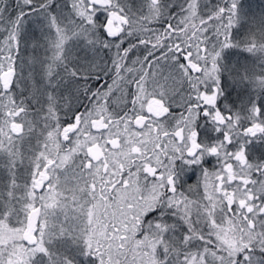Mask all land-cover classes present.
I'll use <instances>...</instances> for the list:
<instances>
[{
    "label": "snow or ice",
    "instance_id": "6c2138e0",
    "mask_svg": "<svg viewBox=\"0 0 264 264\" xmlns=\"http://www.w3.org/2000/svg\"><path fill=\"white\" fill-rule=\"evenodd\" d=\"M0 264H264V9L0 0Z\"/></svg>",
    "mask_w": 264,
    "mask_h": 264
},
{
    "label": "trees",
    "instance_id": "16d2710c",
    "mask_svg": "<svg viewBox=\"0 0 264 264\" xmlns=\"http://www.w3.org/2000/svg\"><path fill=\"white\" fill-rule=\"evenodd\" d=\"M252 1L256 2L260 7H262V9H264V0H252ZM185 179L189 183L194 182L196 179V175H195V173L189 172L186 174Z\"/></svg>",
    "mask_w": 264,
    "mask_h": 264
},
{
    "label": "rangeland",
    "instance_id": "374dc122",
    "mask_svg": "<svg viewBox=\"0 0 264 264\" xmlns=\"http://www.w3.org/2000/svg\"><path fill=\"white\" fill-rule=\"evenodd\" d=\"M248 2L252 4L253 10L259 11L260 9H262V7H260L256 2L252 0H249Z\"/></svg>",
    "mask_w": 264,
    "mask_h": 264
}]
</instances>
